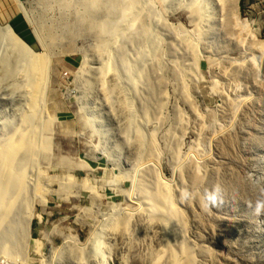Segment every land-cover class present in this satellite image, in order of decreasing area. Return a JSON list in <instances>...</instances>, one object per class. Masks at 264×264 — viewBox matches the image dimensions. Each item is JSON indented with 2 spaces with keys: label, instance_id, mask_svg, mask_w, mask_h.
<instances>
[{
  "label": "rangeland",
  "instance_id": "374dc122",
  "mask_svg": "<svg viewBox=\"0 0 264 264\" xmlns=\"http://www.w3.org/2000/svg\"><path fill=\"white\" fill-rule=\"evenodd\" d=\"M82 1L0 0V26L10 25L25 43L20 32L29 33L37 46L27 43L31 50L52 60L45 101L35 115L50 147L38 143V155L21 182L22 196L34 210L30 246L22 253L0 250V264H166L167 253L153 231L155 217L151 221L147 199L139 190L141 176L149 190L160 182L170 185L196 264H264V215H255L250 207L264 198V71L259 69L264 52V0H239V22L233 18L234 31L229 36L233 32L232 38L239 37L242 51L211 34L215 27L200 30L204 21L193 17L185 5L189 0H172L169 6L154 0L162 16H155L143 0L130 3L127 9H138L147 24V39L135 45L125 43L123 35L117 40L127 54L143 50L148 65L145 78L141 74L136 86L123 82L119 70L127 90L116 92L115 97H109L107 70L102 76L91 71L90 67L97 66L95 58L86 64L85 56L92 60L95 54L109 65V53L102 48L104 44L108 47L109 40L89 31L91 23L78 25L76 20L86 16ZM107 2L101 0L92 16L100 15L101 21L110 18ZM22 4L35 18L45 46L39 44ZM176 39L195 44L202 58L197 73L189 55L174 53ZM7 47L0 39V69L10 64ZM173 67H184L188 75L180 81ZM99 77L106 80L104 91ZM20 85L16 75L0 80L5 90ZM11 96L0 98V141L28 113L25 102ZM113 102H118L114 118L109 111ZM145 166L156 171L145 169L139 177L138 169ZM213 186H219L221 197L210 208L203 193ZM185 190L193 194L183 199L186 202L180 197ZM20 203L17 197L15 221H19L18 213H26L27 207ZM126 214L129 227L124 231L119 221ZM15 227V223L2 224L0 241H4V231ZM15 233L7 235L11 248L25 241L21 231ZM101 239L105 263L94 256Z\"/></svg>",
  "mask_w": 264,
  "mask_h": 264
},
{
  "label": "bare ground",
  "instance_id": "6f19581e",
  "mask_svg": "<svg viewBox=\"0 0 264 264\" xmlns=\"http://www.w3.org/2000/svg\"><path fill=\"white\" fill-rule=\"evenodd\" d=\"M107 1L108 2L106 4V9L108 7L107 9L109 13L108 16L110 18H106L105 20L101 21L102 18H100V15H98L97 17L92 16L93 13L95 15L97 10L101 6L100 4L101 0H84V2L82 1L81 6L84 7L83 16L84 15L86 16L84 17L80 16V18H78L76 21L79 22L78 25L84 23L87 24L91 23V26L88 29L89 31L92 32L97 31L101 36H106V38L109 40L107 42L108 47L106 46V44L102 46V48L107 49L109 53V57L106 58L107 59L106 61L109 62V65H104L103 60L99 59L95 54H93L92 60L88 55H86L85 58H86V64L88 63L90 64L92 63L91 61H93L94 58L96 59L97 66L90 67L91 69L88 68L91 71L94 72L95 70H97L102 76L103 72H105L104 70L105 69L107 70V76L109 74L108 81L110 83L108 90L110 95L109 97L111 96L115 97L114 94L116 92L121 91L124 93V90L125 91L127 90V87H123L126 85H122L121 77L119 78V70L122 73L123 78L125 79L122 80L123 82L125 81L126 84L128 83V84H133V86H136L137 83L139 82L138 81L139 79L145 78V72L147 68L146 66L148 65L146 61L147 60L146 54L145 52H143V50L141 54H140V50H138L137 53L134 52L135 53L134 55L127 54L128 52L125 49H120L122 43L118 42L117 39L119 36L123 35V39L125 43L131 42L132 44L135 45L138 41H140V39H142L144 44V42L147 39L146 36L147 24L145 20L140 18L138 9L137 10L127 9V6L130 3L133 5L139 3L138 0H135L133 2H129L130 0H120V2H118V0H107ZM161 1L164 4V6H169L173 2L172 0H161ZM143 4L145 7H148L149 10L151 11L153 10L155 16L163 15L162 12L158 10L154 0H143ZM185 5L188 9L191 10L193 17L196 20H199L201 22L204 21V24L203 26H201L200 30H204L205 28L211 29L212 27H215V29L212 31L211 34L214 33L218 39H225L226 43L228 44H232L233 46L240 47L239 50L242 51L241 41L239 40V37L232 38L231 36L233 32L231 36H229L230 31L232 30L234 31L233 18H236L238 21L239 0H189V2H187ZM22 7L23 10L25 11L24 13L26 15L29 24L32 25V27H35L34 34L38 39L39 44L45 46V41L42 40L40 30L35 25V20H34L35 18H33L30 14H28L23 4ZM89 15H91L90 18H88ZM114 16H119V17H114ZM124 16H131V19L126 18ZM137 27H138V31H133ZM66 34L72 35L71 31L70 33L69 31H66ZM0 39L5 40L7 46H9L7 47V49H5V51L9 55L7 59L9 60L8 63H10L9 65L3 66L0 69V80H2L3 78H7L10 75H16L17 78L20 79V84H21L20 86H18V88H14L16 94L14 93L15 92L14 90L12 91L7 89L5 90L3 89V87L1 88L0 86V98H3V96L6 95L7 96L13 95L15 97H19L23 102H25L26 108L28 110V113H26V115H24L21 118L20 126L16 128L14 132L8 134L7 135L8 137L6 139L0 141L3 142L0 145V226L2 224H12V223L16 224L15 230L13 229L9 230L8 228L9 231L3 232V234L5 235L2 236V239L4 241H0V250L1 251L5 250V252H9V253L12 251L22 253L23 251H27V247L29 248L30 246V240L32 236L30 226H31V220L34 217V210H33V206L29 208V206L27 205V203L25 202L22 196L24 190L21 182H22V178L25 177L27 166H29L32 163V160H34V158L38 155V150H39L38 143L41 141L44 144L43 145L44 148L50 147V139L42 138L41 136L40 133L41 129H39V125H36L35 115L37 114V110L44 104L45 101V94L48 85L47 79L49 78V74H50L49 67H50V62L52 60H50V58L47 59L45 56L33 52L31 50V47H29L23 40L20 39L19 36L16 35L15 31L12 29L10 25H7L5 27L0 26ZM130 45L129 47H131ZM194 45L193 43H190L189 40L178 41L176 39V44L173 46V50L174 53L177 55L184 53L189 55L191 61V67L194 68L195 73H197L199 71L200 61H202V58L201 57L198 58L199 52L196 50ZM12 49L15 52L14 55H11V53L13 52ZM263 53L259 66L260 73L261 71H264ZM111 54H115V56H112ZM248 54L249 53H247V55ZM251 58H253L254 61L255 57H251ZM142 63H144L143 66ZM159 68L160 66L158 67V69ZM182 68L184 67H181L180 70L178 69L176 70L173 67V75L177 74V78L180 81L184 77L183 75H188V73H186ZM84 74L85 72L81 75V78L83 77ZM141 74H142V78H141ZM234 75L236 74L234 73ZM98 81L101 85V90L102 88H103L102 91L106 90V80H104V77H99ZM9 91H11L9 93L10 95L6 94V92ZM117 109H118V102L111 103V107L109 111L111 113L110 115L113 118H114L113 113L115 112V110L117 111ZM125 109L128 110L129 107ZM41 124L43 126L45 125V127L47 128L46 126L47 124H45V122ZM143 140H144L143 135L139 134L138 141L142 143ZM147 167L148 166L139 168L138 169L139 172L138 171L136 172H138L139 175L140 172H144L145 169H147ZM148 170L156 171L155 167H153V169H147V171ZM180 173L182 172L180 171L178 173L179 179L183 177V176L181 177ZM142 177L143 176H141V178H139L138 180V182L141 181V183H139L140 185L139 190L141 193V197L143 199H147L148 207L146 209L150 215L151 221L155 217V219H153L155 221V224H153L155 227L153 231H155L156 238L160 242L159 244L163 246L164 253L165 254L167 253L166 254L167 257L165 258V260H163V263L180 264V260H178L179 259L178 257L180 255L178 256L176 254L177 251L175 252L174 248L172 247V245H175V247H177L178 250L180 251L181 259H184V264H196L193 251L191 252V248L188 247L186 244V236H185L186 225H185L184 217L181 211L174 203V200L172 198V193L170 190V185L160 182V184L159 183L155 184L154 187L150 188L151 190H149V188L146 187L147 185L145 184V182L144 183L142 182L144 181L142 180ZM196 178H193V180L195 179V181H197ZM17 197L18 200L21 199V203H20L21 206L24 208L25 206L27 207L26 213L25 212L18 213L19 221H15L14 218V214H15L14 211L17 207L14 205V203ZM180 197L182 198V195H180ZM183 201L186 202L185 200ZM141 210H144V208ZM6 211H8L7 214L5 213ZM156 212L158 213L156 214ZM121 219L122 220L119 221V227L120 229L127 231L129 227L128 214H126L125 217ZM9 226L11 227V225ZM17 230L21 231V235L23 238H25V241L21 240L20 244L16 248H11L8 242L7 235H16L15 231ZM12 239L14 238L11 237L9 241L11 242ZM8 247L11 249L6 250ZM103 250H104V240L101 239L96 246V249L94 251V256L95 259L97 257H100L102 259V263H105L106 258L104 253L102 252ZM4 264H6V261H4Z\"/></svg>",
  "mask_w": 264,
  "mask_h": 264
},
{
  "label": "clouds",
  "instance_id": "9594fccd",
  "mask_svg": "<svg viewBox=\"0 0 264 264\" xmlns=\"http://www.w3.org/2000/svg\"><path fill=\"white\" fill-rule=\"evenodd\" d=\"M192 193L188 190H185L182 193L183 199L192 198ZM204 201L206 206L215 207L220 202L221 189L219 186H213L211 189H206L203 193ZM255 215H264V198L258 199L254 205H250Z\"/></svg>",
  "mask_w": 264,
  "mask_h": 264
},
{
  "label": "trees",
  "instance_id": "16d2710c",
  "mask_svg": "<svg viewBox=\"0 0 264 264\" xmlns=\"http://www.w3.org/2000/svg\"><path fill=\"white\" fill-rule=\"evenodd\" d=\"M17 23H18V24L20 23L19 26L22 27V23H21L20 20H18ZM13 25H14L13 27H14V29L16 30V32L18 31L17 33H19L20 30H19L18 26L15 25V23H14ZM20 35L22 36V38L25 39V41H26L29 45H31L32 47H34L35 49H37V46L34 45L33 38L30 36L29 33H21V32H20Z\"/></svg>",
  "mask_w": 264,
  "mask_h": 264
},
{
  "label": "crops",
  "instance_id": "0c3cea01",
  "mask_svg": "<svg viewBox=\"0 0 264 264\" xmlns=\"http://www.w3.org/2000/svg\"><path fill=\"white\" fill-rule=\"evenodd\" d=\"M20 2H22V1H24V2H26V1H29V0H19Z\"/></svg>",
  "mask_w": 264,
  "mask_h": 264
},
{
  "label": "water",
  "instance_id": "95a60500",
  "mask_svg": "<svg viewBox=\"0 0 264 264\" xmlns=\"http://www.w3.org/2000/svg\"><path fill=\"white\" fill-rule=\"evenodd\" d=\"M27 44V43H26ZM28 45V44H27Z\"/></svg>",
  "mask_w": 264,
  "mask_h": 264
}]
</instances>
